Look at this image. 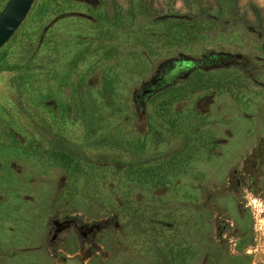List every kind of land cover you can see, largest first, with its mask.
Instances as JSON below:
<instances>
[{
	"label": "rangeland",
	"instance_id": "374dc122",
	"mask_svg": "<svg viewBox=\"0 0 264 264\" xmlns=\"http://www.w3.org/2000/svg\"><path fill=\"white\" fill-rule=\"evenodd\" d=\"M192 31L33 0L0 46V264H264V53Z\"/></svg>",
	"mask_w": 264,
	"mask_h": 264
},
{
	"label": "trees",
	"instance_id": "16d2710c",
	"mask_svg": "<svg viewBox=\"0 0 264 264\" xmlns=\"http://www.w3.org/2000/svg\"><path fill=\"white\" fill-rule=\"evenodd\" d=\"M179 1V7L170 9H159L153 0H126V4L130 15L160 24L167 31L177 29L186 37L194 36L195 32L192 30L208 22L237 24L245 32L254 34L264 53V13L260 7L249 6L247 14L241 11L239 0ZM181 8L185 10L182 12Z\"/></svg>",
	"mask_w": 264,
	"mask_h": 264
},
{
	"label": "water",
	"instance_id": "95a60500",
	"mask_svg": "<svg viewBox=\"0 0 264 264\" xmlns=\"http://www.w3.org/2000/svg\"><path fill=\"white\" fill-rule=\"evenodd\" d=\"M32 3L33 0H7L0 9V46L24 19Z\"/></svg>",
	"mask_w": 264,
	"mask_h": 264
}]
</instances>
